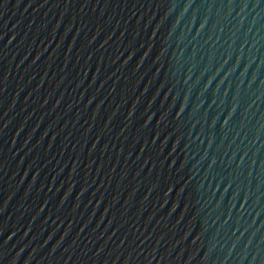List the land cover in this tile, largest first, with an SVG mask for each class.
Instances as JSON below:
<instances>
[{
  "label": "water",
  "instance_id": "1",
  "mask_svg": "<svg viewBox=\"0 0 264 264\" xmlns=\"http://www.w3.org/2000/svg\"><path fill=\"white\" fill-rule=\"evenodd\" d=\"M0 264H264V0H0Z\"/></svg>",
  "mask_w": 264,
  "mask_h": 264
}]
</instances>
